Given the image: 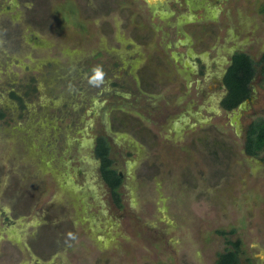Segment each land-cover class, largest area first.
<instances>
[{"label": "rangeland", "instance_id": "obj_1", "mask_svg": "<svg viewBox=\"0 0 264 264\" xmlns=\"http://www.w3.org/2000/svg\"><path fill=\"white\" fill-rule=\"evenodd\" d=\"M238 52L264 56V0H0V264H216L226 238L264 264L261 73L222 107Z\"/></svg>", "mask_w": 264, "mask_h": 264}, {"label": "trees", "instance_id": "obj_2", "mask_svg": "<svg viewBox=\"0 0 264 264\" xmlns=\"http://www.w3.org/2000/svg\"><path fill=\"white\" fill-rule=\"evenodd\" d=\"M258 73H261L264 82V56L261 58L260 63H256L246 53H235L232 58V65L224 78L227 94L222 102V107L229 111L234 110L243 101L250 98L252 92L250 84ZM2 118H4V114L0 112V119ZM245 150L251 157H259L264 152V118L251 124L246 135ZM97 154L102 160L103 175L119 202L118 190L121 187L122 178L118 172L112 169L111 160L109 159L110 148L103 139L97 148ZM219 233L224 236L233 234V232L227 233L224 231ZM226 245L225 251L218 255L216 264H241L245 256L242 241L240 239L233 241L231 238H226Z\"/></svg>", "mask_w": 264, "mask_h": 264}, {"label": "clouds", "instance_id": "obj_3", "mask_svg": "<svg viewBox=\"0 0 264 264\" xmlns=\"http://www.w3.org/2000/svg\"><path fill=\"white\" fill-rule=\"evenodd\" d=\"M105 77L106 73L100 64L94 65L89 72L85 73L86 83L91 88L102 87L105 83Z\"/></svg>", "mask_w": 264, "mask_h": 264}, {"label": "flooded vegetation", "instance_id": "obj_4", "mask_svg": "<svg viewBox=\"0 0 264 264\" xmlns=\"http://www.w3.org/2000/svg\"><path fill=\"white\" fill-rule=\"evenodd\" d=\"M235 55V54H234ZM233 55V56H234ZM233 56H232V58H233ZM261 60V59H260ZM260 60H254L256 63H260ZM232 65V59H231V63L229 64V66H228V68H227V70H226V72H225V75H224V77H223V81H224V78H225V76H226V73H227V71H228V69L230 68V66ZM258 75V74H257ZM257 77V76H256ZM255 77V78H256ZM255 80V79H254ZM254 82V81H253ZM252 82V83H253ZM252 83L250 84V88H251V85H252ZM252 90V89H251ZM226 94H227V91H226ZM226 94H225V96H226ZM224 100V99H223ZM253 99H252V92H251V96H250V98H248V99H246L245 101H243L239 106H238V108H236V109H239V107L241 106V105H243L244 103H247V102H251ZM226 110V109H225ZM235 110V109H234ZM227 111H229V110H227ZM230 111H233V110H230ZM250 130V128L247 130V132ZM247 132H246V135H247ZM245 144H246V136H245Z\"/></svg>", "mask_w": 264, "mask_h": 264}, {"label": "water", "instance_id": "obj_5", "mask_svg": "<svg viewBox=\"0 0 264 264\" xmlns=\"http://www.w3.org/2000/svg\"><path fill=\"white\" fill-rule=\"evenodd\" d=\"M244 104H245V103H244ZM244 104H243V105H241L239 108H240V109H243V107H244Z\"/></svg>", "mask_w": 264, "mask_h": 264}, {"label": "bare ground", "instance_id": "obj_6", "mask_svg": "<svg viewBox=\"0 0 264 264\" xmlns=\"http://www.w3.org/2000/svg\"><path fill=\"white\" fill-rule=\"evenodd\" d=\"M152 2H156L157 0H151Z\"/></svg>", "mask_w": 264, "mask_h": 264}]
</instances>
